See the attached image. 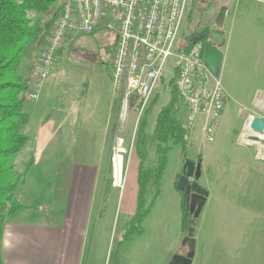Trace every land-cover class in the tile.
<instances>
[{"label": "rangeland", "instance_id": "rangeland-1", "mask_svg": "<svg viewBox=\"0 0 264 264\" xmlns=\"http://www.w3.org/2000/svg\"><path fill=\"white\" fill-rule=\"evenodd\" d=\"M62 4L63 0L45 15L27 13L36 34L18 67L20 78L29 80L40 70L41 48L51 31L46 25L55 13L57 19ZM222 7L230 9L225 27L232 24V36L229 63L217 78L226 101L215 121L213 139L205 141L203 117L199 116L187 130L185 159L168 144L159 195L142 222V237L135 236L119 251V264H172L174 257L189 260L190 264H264V141L248 139L256 134L248 128L249 118L264 120V0H188L176 44L185 46L192 33L211 26ZM113 43V35L97 32L78 36L60 49L52 71L41 82L38 100L27 101L23 94L22 111L29 116V122L20 132L27 137V143L13 163L15 172L23 178L19 189L29 181L28 170L32 171V187L48 184L47 176L55 175L51 177L52 191L70 206L71 197L79 196L75 193L78 188L92 182L95 202H100L104 196L99 187L106 181L116 185L112 158L121 157V183L106 195L104 209L101 208L104 218L113 220L105 264H114L115 234L128 198L132 197L131 207L135 208L139 165L144 170L157 167L152 133L159 111L170 101L178 64L175 46L174 56L163 66L153 99L143 115L144 137L140 143L142 120L137 128L136 114L130 113L126 124L119 120V95L113 92L110 80ZM181 106L178 100L174 117L184 127L187 118ZM184 160L200 164L197 183L208 192L200 211L186 203L191 215L186 233L180 229L182 196L175 188ZM153 182L154 176L147 186L146 205L155 194ZM35 189H31V195L40 196ZM14 197L24 206L16 192ZM189 240L193 241L191 250Z\"/></svg>", "mask_w": 264, "mask_h": 264}, {"label": "built area", "instance_id": "built-area-1", "mask_svg": "<svg viewBox=\"0 0 264 264\" xmlns=\"http://www.w3.org/2000/svg\"><path fill=\"white\" fill-rule=\"evenodd\" d=\"M187 5L188 0H63L41 48L40 70L26 81L25 100H38L41 82L52 71L56 54L66 43L81 35L107 32L114 36L111 85L120 97L119 119L125 124L130 113L136 114L137 128L176 46L178 64L172 86L185 108L184 129L190 131L202 116L204 139L211 142L226 96L219 80L203 63L202 42L187 51L176 44ZM255 135L259 134H252L249 142Z\"/></svg>", "mask_w": 264, "mask_h": 264}, {"label": "trees", "instance_id": "trees-1", "mask_svg": "<svg viewBox=\"0 0 264 264\" xmlns=\"http://www.w3.org/2000/svg\"><path fill=\"white\" fill-rule=\"evenodd\" d=\"M60 1L62 0H0V264H3L1 238L4 223L10 216L24 208L14 197V193L23 185V178L17 175L13 163L27 143V137L20 132L21 127L29 121V116L22 111L27 80L20 78L17 74L18 67L25 55V49L30 42H33L36 34L32 27V20L27 16V13L45 15L53 5ZM57 14L55 13L46 25L47 30L51 29ZM196 34L194 32L186 38L184 46L186 51L192 47V38ZM57 53H60V50ZM172 83L171 85H173ZM178 100L175 88L172 86L170 101L159 111L152 133V138L156 143L157 167L154 170H144L141 164L138 167L136 211L125 226L118 247L133 236L143 233L142 222L149 215L159 195L160 179L168 161V144L170 143L173 148L179 150L181 158H186L188 132L174 117ZM143 127L142 120L139 130L140 143L144 137L142 135ZM31 163L30 161L28 168ZM26 172L27 169L24 174ZM152 176H154L155 194L151 202L146 205L147 186ZM176 185L175 183V188ZM181 196L180 229L186 233L190 227L191 215L186 207L185 196L182 194Z\"/></svg>", "mask_w": 264, "mask_h": 264}, {"label": "crops", "instance_id": "crops-1", "mask_svg": "<svg viewBox=\"0 0 264 264\" xmlns=\"http://www.w3.org/2000/svg\"><path fill=\"white\" fill-rule=\"evenodd\" d=\"M226 9L223 23L225 40L221 49L223 60L219 74L226 70L230 59L229 40L232 36V24L226 29L225 21L230 13L229 7ZM231 16L233 23L235 21L233 9ZM34 68L33 71H36L37 66ZM117 103L120 115V97ZM183 109L185 111L182 105L181 110ZM27 175L29 181H25L23 190L21 188L16 191V197L19 200L21 198L24 208L10 216L3 226L1 238L3 264H105V252L110 241L108 237L113 220L104 218L103 209L106 195L111 190H117V186L110 184L111 181H106L103 187H99L100 195L103 193L104 197H100L98 203L95 202L94 197L96 192L94 182L90 186H82L75 192L79 196L71 197L68 206L52 191L51 177L55 175L47 176L50 181L48 184L44 182L40 188L32 187L31 170H28ZM32 188H37L35 192L41 195L32 196ZM136 197L137 194L135 208L131 207L132 197H130L125 202L124 210L120 215L122 222L116 231L115 247L113 246L115 264H119V251L130 244L135 237L118 247L124 228L136 211ZM95 204H97V212L96 217H93ZM142 234L138 237H142Z\"/></svg>", "mask_w": 264, "mask_h": 264}, {"label": "water", "instance_id": "water-1", "mask_svg": "<svg viewBox=\"0 0 264 264\" xmlns=\"http://www.w3.org/2000/svg\"><path fill=\"white\" fill-rule=\"evenodd\" d=\"M227 9L222 7L217 13L211 26L202 27L192 38V45L203 42V63L214 78L219 77L220 66L223 60L221 49L224 45L223 23ZM248 128L256 134L264 133V120L260 117H250ZM253 141H258V137H253ZM183 173L179 177L176 185L178 192L183 193L192 204L200 211L207 198L208 192L202 189L197 181L201 175L200 164L195 165L189 160H184ZM189 179H193L190 181ZM190 250L193 249V241L189 240ZM172 264H190L189 260L181 257H174Z\"/></svg>", "mask_w": 264, "mask_h": 264}, {"label": "bare ground", "instance_id": "bare-ground-1", "mask_svg": "<svg viewBox=\"0 0 264 264\" xmlns=\"http://www.w3.org/2000/svg\"><path fill=\"white\" fill-rule=\"evenodd\" d=\"M217 79V78H216ZM258 137L260 140L264 141V136L261 135H255ZM113 176L116 182V185H120L121 180H122V159L120 156H116L114 158V168H113Z\"/></svg>", "mask_w": 264, "mask_h": 264}, {"label": "flooded vegetation", "instance_id": "flooded-vegetation-1", "mask_svg": "<svg viewBox=\"0 0 264 264\" xmlns=\"http://www.w3.org/2000/svg\"><path fill=\"white\" fill-rule=\"evenodd\" d=\"M201 29V28H200ZM186 45V44H185ZM108 57H109V54H108ZM193 163V162H192ZM195 165H197L198 163H194ZM182 173H183V169H182ZM190 181H193V179H189ZM178 181V180H177ZM183 195V193H181ZM185 203H187V205L191 208L194 209L195 207V204H192L191 203V200L190 199H187V197L185 196Z\"/></svg>", "mask_w": 264, "mask_h": 264}]
</instances>
